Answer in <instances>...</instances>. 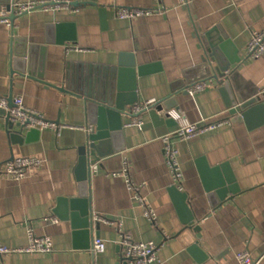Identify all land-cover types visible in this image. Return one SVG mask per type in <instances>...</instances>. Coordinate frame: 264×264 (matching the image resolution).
Segmentation results:
<instances>
[{
	"label": "crops",
	"instance_id": "obj_1",
	"mask_svg": "<svg viewBox=\"0 0 264 264\" xmlns=\"http://www.w3.org/2000/svg\"><path fill=\"white\" fill-rule=\"evenodd\" d=\"M15 1L0 0V14L7 12L10 18V23L0 20V96L8 97L12 90L14 98L21 96L26 106L47 120L59 118L63 128L59 133L36 129L37 136L18 143L11 134L19 129H10L7 111L0 109V246L25 248L32 230L52 238L55 247L49 253L0 255V264H85L92 259L90 249H76L71 222L54 213L59 197L78 196L79 147L86 143L91 127L83 97L67 89L68 84L81 78L93 93H99L124 54L137 66L156 65L155 71L138 78L134 104L174 98L187 121L218 120L234 104L231 81L210 76L197 81L206 83L204 90L194 95L187 92L197 83L190 80H197L204 71L200 66L206 48L201 36L213 29L217 31L213 40L221 31L228 35L227 44L223 43L227 54L240 58L238 72L264 98V55L253 58L248 53L254 33L264 31V0H71V11L39 8L21 15L11 7ZM129 7L157 12L134 20L118 18L117 10ZM24 47L33 61L30 76L14 70L13 52ZM41 58L45 59L43 79L35 73ZM133 105L122 117L125 150L102 157L90 179L87 205L91 209L87 210L100 223L102 264H116L125 257L119 248L120 224L135 239L155 240L161 264H238L237 254L243 251L264 264V125L249 129L245 123L231 121L190 139L173 138L184 174L177 183L178 194L172 188L176 182L163 142L178 122L166 118L157 123L149 111L142 116L143 128L131 126ZM92 127L95 131L96 126ZM15 157H37L44 163L16 180L4 172L5 162ZM227 162L240 191L232 200L214 203L203 182L211 168ZM128 166L132 170L124 174ZM114 173L121 175L108 176ZM128 176L156 221L130 192ZM194 244L210 257L199 261L190 251Z\"/></svg>",
	"mask_w": 264,
	"mask_h": 264
},
{
	"label": "water",
	"instance_id": "obj_2",
	"mask_svg": "<svg viewBox=\"0 0 264 264\" xmlns=\"http://www.w3.org/2000/svg\"><path fill=\"white\" fill-rule=\"evenodd\" d=\"M97 1V0H95ZM76 4H79L77 2ZM11 8V7H10ZM9 8V9H10ZM16 14H12V22L16 19ZM3 18L0 17V20ZM54 28V25H51ZM202 31V29L200 28ZM217 31L210 30L202 34L206 55L203 59V73L197 80H190L195 83L210 76L218 75L225 81H231L230 88L234 93V104L230 107L231 121L234 125L245 123L249 129L264 125V98L263 93L257 86L246 80L239 72L238 65L240 58L234 59L227 54L224 41L227 44L228 35L221 31V36L213 40L212 35ZM214 41V42H213ZM15 42H19L15 40ZM225 44V45H226ZM45 52L46 47H42ZM13 62L16 72L21 75H32V58L29 60V52L24 48L13 52ZM124 55V54H123ZM120 55L119 62L111 69L110 80L103 85L101 91L93 93L88 81L79 78L72 84H68L67 89L84 99V109L91 126H96L95 131L88 130L87 141L79 147V162L76 167L78 180L77 197H59L54 208L56 216L63 221H70L73 230L74 247L76 249L88 250L92 246L93 238H99L100 223L94 220L90 214L87 202L90 200V169L99 163L102 157L117 154L125 150L124 144V124L123 116L127 107L133 105L138 100V78L155 71V64L136 65L134 60L126 59V55ZM226 60V61H225ZM45 66V59L41 58L37 76L43 79L42 71ZM41 68V69H40ZM88 68V66L86 67ZM84 81V82H83ZM73 85V86H72ZM64 90L63 88H59ZM83 89V90H82ZM13 91L8 96L9 107H14ZM188 92V91H187ZM174 98L161 101L158 107L150 111V115L155 122L171 121L169 115L163 111L179 109ZM5 112L4 110H2ZM9 118V114L7 113ZM61 124L60 119L55 122ZM10 129L14 131V124L10 122ZM23 130L14 131L11 136L18 143L30 141V137L37 136L39 130L31 129L25 138ZM207 194L214 199V203L232 200L240 191L236 176L230 168L229 162L211 168L203 182ZM173 189L180 194L177 186ZM231 194V195H230ZM91 209V207L89 208ZM111 222L110 220H106ZM190 251L197 256L199 261L206 260L210 255L205 252L198 244L192 245ZM137 259L133 257H121L116 264H133Z\"/></svg>",
	"mask_w": 264,
	"mask_h": 264
},
{
	"label": "built area",
	"instance_id": "obj_3",
	"mask_svg": "<svg viewBox=\"0 0 264 264\" xmlns=\"http://www.w3.org/2000/svg\"><path fill=\"white\" fill-rule=\"evenodd\" d=\"M180 3H185V0H179ZM11 7L17 15L31 12L39 8H54L57 10H74V4L71 0H34L29 2L15 1L11 2ZM157 11L153 9L143 8H119L117 10V16L120 19L134 20L136 18L154 15ZM8 13L0 14L3 16V21L10 23ZM249 57L259 58L264 55V31L255 32L248 44ZM207 87L204 81L197 82L188 88V93L191 95L196 94L199 91L204 90ZM14 107H9V100L7 96H0V109L6 110L9 114V120L19 130L30 129H52L56 132H60L63 125L56 124L53 121H49L46 117L28 106L25 105L21 96H17L13 100ZM158 102H152L151 100L143 101L141 103L134 104L131 108L132 118L129 123L131 126L143 128L144 120L143 114L158 107ZM164 115H169L173 120L178 122V127L173 132L163 136L164 142V157L173 175L175 186L181 182L184 174L179 162L178 149L174 147L173 138L176 139H190L192 137L205 134L213 131L217 128H223L224 126L231 124L230 108L225 110L219 117L220 119L210 121L208 119H202L199 122L191 123L187 121L184 112L181 110L163 111ZM89 131L93 130V127L88 128ZM44 160L37 157H15L5 162L4 172L16 179L20 180L28 176V174L42 166ZM132 167H127L124 174L130 173ZM98 172V166L93 165L90 169V174H96ZM123 174V176H124ZM121 174H108L111 177H117ZM128 188L130 192L136 194V199L140 201L142 207L145 209L146 215L152 218L153 221L157 220V217L149 208L148 204L144 202L138 195V187L135 186L132 179L127 177ZM58 222V219H55ZM120 231H122L120 241V254L125 257H133L137 259L134 264H161V256L159 252V244L153 240H138L131 234H128L123 225H119ZM30 243L25 248H11L9 246H0V255H7L11 253H34V252H54L55 247L52 238L48 236H37L32 230H30ZM92 259L85 264H102L101 255L104 251V242L100 238H96L90 248ZM238 264H257L252 258L250 252L243 251L237 254Z\"/></svg>",
	"mask_w": 264,
	"mask_h": 264
}]
</instances>
